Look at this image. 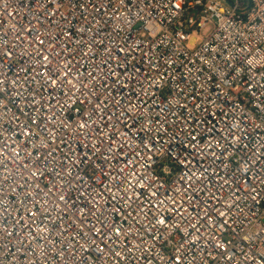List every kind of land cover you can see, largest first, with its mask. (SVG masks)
<instances>
[{
    "label": "built area",
    "instance_id": "1",
    "mask_svg": "<svg viewBox=\"0 0 264 264\" xmlns=\"http://www.w3.org/2000/svg\"><path fill=\"white\" fill-rule=\"evenodd\" d=\"M0 264H264V0H0Z\"/></svg>",
    "mask_w": 264,
    "mask_h": 264
}]
</instances>
